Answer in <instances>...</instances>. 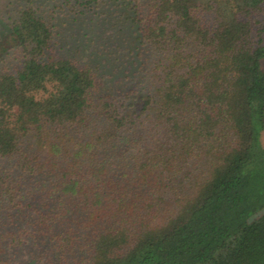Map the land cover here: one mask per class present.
<instances>
[{
    "label": "trees",
    "instance_id": "1",
    "mask_svg": "<svg viewBox=\"0 0 264 264\" xmlns=\"http://www.w3.org/2000/svg\"><path fill=\"white\" fill-rule=\"evenodd\" d=\"M263 4L59 0L97 65L30 0L0 14V264H264Z\"/></svg>",
    "mask_w": 264,
    "mask_h": 264
},
{
    "label": "rangeland",
    "instance_id": "2",
    "mask_svg": "<svg viewBox=\"0 0 264 264\" xmlns=\"http://www.w3.org/2000/svg\"><path fill=\"white\" fill-rule=\"evenodd\" d=\"M34 5H37L40 10H42L43 14L46 15V17L51 18V23L54 24V31H55V37L52 43V48L50 54L54 57H62L63 55L67 53H73L76 58L78 59V63L80 64H91L93 65V60L95 65L99 62V60L96 57V51L98 49V43L95 42V36L93 37L94 33L98 31V27L93 25V28H88L86 25H83L81 29L73 28V24L69 22V18L66 17L61 13L62 10H59V7H53V4L59 3V0H30ZM28 3V0H0V14L4 15V17H7L8 15H12L14 13V9H16L19 6L25 5ZM56 8L55 10H51V8ZM250 23L251 27V39L253 41V44H256L260 33L259 28L261 24L264 22V4L261 7V10L256 13H251L247 17L244 18ZM64 20V22H63ZM204 23L211 24L212 19L209 14L204 15ZM95 30H97L95 32ZM74 32V33H73ZM61 35V36H59ZM78 41V43H76ZM77 50V53L76 52ZM95 57V58H94ZM5 61H0V71L5 70V67L9 69L10 72H14L19 66L20 62L22 60V55L17 49H12L5 57ZM113 66V65H112ZM112 66L99 68V79L101 83H107V84H114L116 86V89L113 91L112 97L116 96L117 99L123 98L122 95L124 93H127L129 91L130 97L133 95H139V93H136L134 89L135 87V81L137 79V76L131 75L128 79L126 77H123L122 74H116L115 72L111 74L112 72ZM109 74L107 75V73ZM110 75V76H109ZM115 77V78H114ZM120 83V87L122 89L118 88V84ZM108 85H106L107 87ZM132 91V92H131ZM135 92V93H134ZM121 100V99H120ZM130 100L126 101V109L129 111L131 107L129 108L128 105H130ZM261 141L264 144V133H262ZM44 247V246H42ZM33 248L30 245L26 247L25 249ZM19 259L20 261H24V264H29L30 262H33L32 259H30L31 255H25V254H17L12 255ZM27 259V260H26ZM35 264V263H31Z\"/></svg>",
    "mask_w": 264,
    "mask_h": 264
}]
</instances>
